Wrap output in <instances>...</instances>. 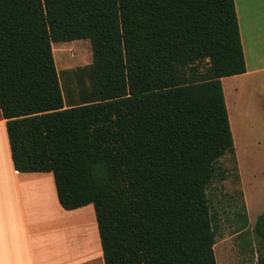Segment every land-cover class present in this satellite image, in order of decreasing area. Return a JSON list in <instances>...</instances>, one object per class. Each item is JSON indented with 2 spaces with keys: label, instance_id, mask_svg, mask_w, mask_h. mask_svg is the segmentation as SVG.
Wrapping results in <instances>:
<instances>
[{
  "label": "trees",
  "instance_id": "trees-1",
  "mask_svg": "<svg viewBox=\"0 0 264 264\" xmlns=\"http://www.w3.org/2000/svg\"><path fill=\"white\" fill-rule=\"evenodd\" d=\"M77 40L92 62L62 83L52 44ZM244 73L233 0H0L13 168L51 173L64 210L93 206L103 264H216L207 190L234 149L221 79ZM253 229L264 240V211Z\"/></svg>",
  "mask_w": 264,
  "mask_h": 264
},
{
  "label": "crops",
  "instance_id": "crops-1",
  "mask_svg": "<svg viewBox=\"0 0 264 264\" xmlns=\"http://www.w3.org/2000/svg\"><path fill=\"white\" fill-rule=\"evenodd\" d=\"M233 1L245 62L239 76L264 73V0ZM93 226L98 237L91 204L68 211L60 207L51 173L15 171L0 112V264H92L89 248L83 247ZM96 242L103 264L99 237Z\"/></svg>",
  "mask_w": 264,
  "mask_h": 264
},
{
  "label": "rangeland",
  "instance_id": "rangeland-1",
  "mask_svg": "<svg viewBox=\"0 0 264 264\" xmlns=\"http://www.w3.org/2000/svg\"><path fill=\"white\" fill-rule=\"evenodd\" d=\"M52 52L61 82V71L76 70L92 62L88 40L52 44ZM221 86L226 92L227 115L236 145L232 155L219 161L226 170L224 180L207 190L216 235L215 261L257 264V258L264 255V240L253 229L257 216L264 211V73L224 78ZM79 92L76 82L69 80L63 85L67 102H74ZM85 234L90 241L83 248H89L92 264H100L94 226Z\"/></svg>",
  "mask_w": 264,
  "mask_h": 264
},
{
  "label": "bare ground",
  "instance_id": "bare-ground-1",
  "mask_svg": "<svg viewBox=\"0 0 264 264\" xmlns=\"http://www.w3.org/2000/svg\"><path fill=\"white\" fill-rule=\"evenodd\" d=\"M227 107H228V105H227ZM85 230V229H84ZM85 241V240H84ZM215 247V246H214ZM214 250H215V248H214Z\"/></svg>",
  "mask_w": 264,
  "mask_h": 264
}]
</instances>
